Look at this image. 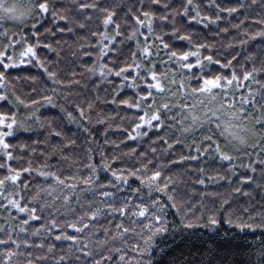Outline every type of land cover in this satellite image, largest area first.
Segmentation results:
<instances>
[{
    "label": "snow or ice",
    "instance_id": "6c2138e0",
    "mask_svg": "<svg viewBox=\"0 0 264 264\" xmlns=\"http://www.w3.org/2000/svg\"><path fill=\"white\" fill-rule=\"evenodd\" d=\"M180 24L213 30L216 43ZM65 33L75 34L72 55L88 61L62 79L59 59L39 50L59 58L67 42L42 41ZM257 39L264 46V0H0V264H157L170 231L222 224L259 232L251 264H264V58L246 49ZM25 65L51 87L21 92L16 82L38 79L12 75ZM81 80L92 83L91 98L73 101ZM62 89L72 111L54 100ZM101 105L115 106L114 115ZM46 106L77 125L81 144L41 118ZM94 125L104 126L103 143ZM40 129L43 139H20ZM113 130L124 139H108ZM145 138L146 150L128 144ZM188 173L205 189L229 186L227 195L201 193L220 207L201 203L195 216L178 188ZM236 197L245 205L233 208ZM168 208L179 217L172 227Z\"/></svg>",
    "mask_w": 264,
    "mask_h": 264
},
{
    "label": "trees",
    "instance_id": "16d2710c",
    "mask_svg": "<svg viewBox=\"0 0 264 264\" xmlns=\"http://www.w3.org/2000/svg\"><path fill=\"white\" fill-rule=\"evenodd\" d=\"M61 3H69V0H60ZM125 2H129V0H125ZM235 0H225L226 4L234 3ZM260 11L257 7L255 9H249V12L255 14V12ZM243 18V17H241ZM235 23V20H232ZM228 21L225 20L221 26H227ZM182 27V29L186 31L194 32L198 35H194V39L197 40H207L209 43H216V39H214L213 30H204L201 25L193 24L191 27H187L184 24L178 25ZM5 27H8L12 30L18 31L22 25H18L14 21H8L5 24ZM24 31L27 33L30 31V28H24ZM83 34V33H81ZM234 35V33H233ZM230 38V37H229ZM56 39H62V41H66L67 43H61L60 47L57 51H60L61 55L59 58L56 57L55 53L49 52L44 48L39 50V55L42 58H47L50 60L59 59V63L57 68L60 71L61 78H66L71 75L73 70L80 71L79 65L83 62L88 61V57L73 56L72 53L77 51V45L74 43L75 34H67L65 33L62 37L58 34L56 37H49L46 41L47 43H53L55 47L54 41ZM174 45L177 48H185L186 42L174 40ZM217 49H220L219 44L217 43ZM247 53L264 58V46L261 45L259 39L257 41L250 43V45L246 46ZM13 76L21 75V76H36L38 77L37 82L33 85L31 82L19 81L17 83V87L21 92H30L31 87H36L38 89H46L51 87V82L47 81L46 78L42 74V70L36 67H29L27 65L21 66L20 70L13 71ZM79 78V77H77ZM95 79V78H93ZM93 85L91 82L85 83L84 80H81V85L76 86L71 89V100L77 102H83L85 98H91V89ZM51 95L50 92L46 93ZM65 92L62 89L61 92L54 97L55 102L58 105H65L68 108V111H72L71 103H65L63 96ZM127 94L131 95V90H127ZM101 96L104 95L103 92L100 93ZM38 98V97H37ZM115 106H99L97 111H101L103 109L104 112L114 115L113 109ZM7 106L0 107V111H6ZM41 118H54V126L58 129H63V131L73 138L79 137L77 139V144H81L84 140V135L78 132L77 125L74 123H70L65 113L60 112L59 107L51 108L50 106L42 107L40 109ZM121 115H125L122 111ZM127 115H131V111L127 113ZM120 120H115L114 124H119ZM127 125V121H125V126ZM41 135L39 137L35 133H21L20 139L31 142V140H36L37 138L43 139L44 135H46L45 129L39 130ZM104 126L94 125L93 135L96 136L97 140L100 143H103L104 140ZM154 138V137H153ZM108 139L119 141L120 139H124V135L119 131H110L108 134ZM57 138L52 137V143H56ZM130 147H137V144H140L138 151L146 150L148 147L147 138L144 141H138L137 143L128 142ZM123 147V146H122ZM124 151L128 149L123 147ZM105 151L110 152L111 146H107ZM96 160H99V155L96 156ZM51 163L55 164L56 159L54 158ZM128 163H131L130 161ZM114 166H120L118 163ZM218 165H212V167H217ZM193 167H195V163L193 162ZM67 169V166H65ZM173 173H176L177 169L172 170ZM103 175V174H102ZM184 183H180L178 185L179 191L183 193H187L185 199L189 200L190 203L194 206L193 212L195 216L199 217L203 212L204 208H201V203L206 206L208 209H214L220 207V199L215 196H207L204 197L201 195L203 192H218L223 195H227V191L229 186L222 182L221 185H209L206 189L203 186L196 185L194 183L195 176L192 173H188L183 177ZM38 182V181H37ZM121 195H124L122 193ZM259 199V197H257ZM246 203L245 198L236 197L233 201V208H239L240 206H244ZM187 211V208H185ZM167 220L170 223V227L174 224L179 223V217L175 214V209L168 208L167 209ZM211 214L210 212L208 213ZM259 239V232L254 235L250 232H241L235 228H229L226 224H222L219 226L218 230H214L208 227H196L192 229L181 230L180 228H175L173 231H170L167 236L164 238L161 243V247L165 248V253L160 256L159 254L156 257L157 264H251L252 261L256 259L255 252L257 250V245L253 244L254 240Z\"/></svg>",
    "mask_w": 264,
    "mask_h": 264
}]
</instances>
